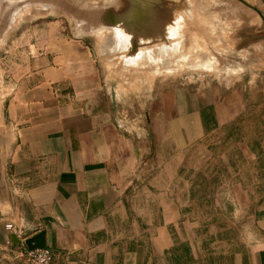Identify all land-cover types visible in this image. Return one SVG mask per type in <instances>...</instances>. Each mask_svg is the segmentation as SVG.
<instances>
[{
    "label": "rangeland",
    "instance_id": "obj_1",
    "mask_svg": "<svg viewBox=\"0 0 264 264\" xmlns=\"http://www.w3.org/2000/svg\"><path fill=\"white\" fill-rule=\"evenodd\" d=\"M244 1L264 16V0ZM262 42L264 22L237 0H0V140L17 77L46 56L68 71V101L113 132L122 245L169 237L172 264H251L264 241Z\"/></svg>",
    "mask_w": 264,
    "mask_h": 264
},
{
    "label": "crops",
    "instance_id": "obj_2",
    "mask_svg": "<svg viewBox=\"0 0 264 264\" xmlns=\"http://www.w3.org/2000/svg\"><path fill=\"white\" fill-rule=\"evenodd\" d=\"M30 64L8 99L0 140V264H21L7 224L25 239L42 233L53 264H172L169 237L157 251L154 236L128 248L118 240L112 212L127 187L113 132L68 101L66 68L43 55ZM256 215L264 232V199ZM251 264H264V241Z\"/></svg>",
    "mask_w": 264,
    "mask_h": 264
},
{
    "label": "built area",
    "instance_id": "obj_3",
    "mask_svg": "<svg viewBox=\"0 0 264 264\" xmlns=\"http://www.w3.org/2000/svg\"><path fill=\"white\" fill-rule=\"evenodd\" d=\"M6 229L12 233L18 240L14 248V257L21 262V264H53V253L51 249L39 248L29 250L25 245V237L22 231L12 224H7Z\"/></svg>",
    "mask_w": 264,
    "mask_h": 264
},
{
    "label": "water",
    "instance_id": "obj_4",
    "mask_svg": "<svg viewBox=\"0 0 264 264\" xmlns=\"http://www.w3.org/2000/svg\"><path fill=\"white\" fill-rule=\"evenodd\" d=\"M238 2H240L241 4H243L244 6L250 8L251 10H253L254 12H256L258 14V16L261 18V20L264 22V16L263 14L254 6H251L250 4H248L247 2H245L244 0H237ZM13 241L15 244L18 243V240L16 239L15 236H13ZM25 245L27 246V248L29 250H34V249H39V248H45V244H44V239H43V234L40 233L39 235L33 237V238H28L25 240Z\"/></svg>",
    "mask_w": 264,
    "mask_h": 264
},
{
    "label": "bare ground",
    "instance_id": "obj_5",
    "mask_svg": "<svg viewBox=\"0 0 264 264\" xmlns=\"http://www.w3.org/2000/svg\"><path fill=\"white\" fill-rule=\"evenodd\" d=\"M151 4V3H150Z\"/></svg>",
    "mask_w": 264,
    "mask_h": 264
}]
</instances>
